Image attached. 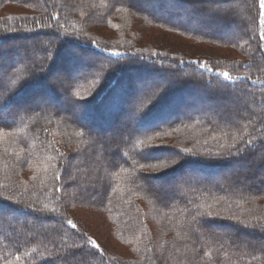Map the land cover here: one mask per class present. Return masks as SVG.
I'll list each match as a JSON object with an SVG mask.
<instances>
[{
    "label": "trees",
    "instance_id": "16d2710c",
    "mask_svg": "<svg viewBox=\"0 0 264 264\" xmlns=\"http://www.w3.org/2000/svg\"><path fill=\"white\" fill-rule=\"evenodd\" d=\"M206 1L211 0H0V56H5L0 62V257L14 264H63L79 233L98 242L82 225L78 210L85 209L104 217L111 238L127 253L100 246L103 256L90 248L72 264H264V243L256 240L264 238L259 3L212 0L233 10L213 16ZM155 2L163 4V17L143 8ZM11 7L20 12H10ZM176 9L182 11L175 16L180 22L167 18ZM153 27L234 55L189 58L141 44L143 29ZM35 50L41 64L34 62ZM59 71L66 74L67 106L34 104L42 94L60 103L62 95L52 85ZM220 72L251 76L257 84L232 85ZM179 74L183 78H170ZM150 77L167 84L149 97L138 83ZM123 117H135L138 124ZM115 129L111 145L103 144L100 132ZM232 133L260 146L239 158L226 157ZM235 143L239 147L241 141ZM182 149L195 154L181 152L186 158L167 168L148 167L142 158L144 152ZM249 157L257 165L247 166V183L187 176L160 192L152 182L186 169L228 167L241 175ZM65 218L77 229L63 223Z\"/></svg>",
    "mask_w": 264,
    "mask_h": 264
},
{
    "label": "rangeland",
    "instance_id": "374dc122",
    "mask_svg": "<svg viewBox=\"0 0 264 264\" xmlns=\"http://www.w3.org/2000/svg\"><path fill=\"white\" fill-rule=\"evenodd\" d=\"M185 5V4H184ZM206 5L209 7V12L211 13V15L213 16H220L222 14L227 13L228 11L230 12V14L232 15L233 10H231V7L222 5V4H217L214 1H206ZM142 6V5H140ZM161 6H163V4L161 3H153L150 7H146L143 6L144 9H146L147 11L151 12L152 14L156 15V16H161L163 17L164 14L161 12V10L159 8H161ZM179 6V4H178ZM181 8V10H187L186 6L185 8L181 6H179ZM207 7V8H208ZM184 8V9H183ZM10 12L13 13H18L20 12V9L16 8V7H11L9 9ZM196 12V11H194ZM172 16L171 18L167 16L168 20H171L172 22H178L179 20L176 19V17H179V15H181L180 13H182V11H180L179 9L177 10H171ZM199 13V12H198ZM200 14V13H199ZM176 16V17H175ZM235 21V20H234ZM180 22V21H179ZM182 23V22H181ZM184 23V22H183ZM239 22H235L236 26ZM185 24V23H184ZM218 32H222V26L219 24L218 28H217ZM104 34H108L106 31L104 32ZM143 37L141 39V44L145 45V44H152L156 47H159L160 49L163 50H168L170 52L173 53H183L184 55H186L189 58H197V57H205V54H209L211 56L215 55L218 57H227L228 55L233 56L234 54L230 53L229 51L225 50V49H215L213 48L211 45H195L193 41L185 39L179 35L170 33L166 30H162L160 28H144L143 29ZM46 45V43H44ZM7 46V45H5ZM73 52H75L76 50L72 49ZM39 51H33V57H34V62L41 64L42 62H40V56L38 55ZM18 54H22V52H18ZM5 56H0V62L5 61L4 59ZM91 58V57H90ZM92 60L94 58H91ZM61 71V69H60ZM54 75L53 81H52V85L58 90V92L62 95V99L60 100V103L57 104L55 102L52 101V99L47 95V94H42L40 95L36 100L34 104H43V102L49 104V106H57L58 108H65L67 106V100L65 99V87H66V83H65V78H66V74L63 73L64 71L60 72ZM183 78L181 74H179V76L176 75V77L171 76L170 78H173L175 80V78ZM139 86H143L145 89H147L149 92V94L152 92V94H154L155 92H157L159 89L163 88V86H166L167 81L163 82L160 78L157 77H150L147 78V80H145V82H139L138 83ZM216 93L219 94V96H221L222 92L216 90ZM221 93V94H220ZM150 94L149 97L152 95ZM220 99H225L223 96H221ZM222 103H225L226 101H221ZM206 103L207 106H214L215 103H211V102H203ZM227 104V103H226ZM225 104V105H226ZM45 108V107H44ZM200 109V108H199ZM229 109V108H228ZM174 116H170V118L162 121V122H168V120H171ZM124 120H130L131 123L129 122V124H133V125H137V119L135 117L133 118H125L123 117ZM157 125V124H155ZM121 128H125V124L121 125ZM118 129H115L114 131H102L100 132V140L103 142V144H109L111 145L112 143V136L115 133V131H117ZM110 154H113L115 151L114 149L109 151ZM252 161L255 160L253 159V157H249L245 160L244 162V166H242L239 170V173H241V175L239 174H235L236 171L233 172V170L231 168H226L224 170L221 171H206V172H201L198 170H191V169H186L182 174H177L173 177V179H169L168 181H164L163 179H153V185L155 187H157V189H159L160 192H165L166 189L169 188H173L175 187V182L176 181H181L184 178H186L187 176H193L195 177V179L197 180H203L205 178H211L213 181L217 182V180H219L221 177L224 176H228L229 178H231V180L233 181H241L243 183H247V179L248 177L251 176V171H248L247 166L250 165V167L252 166ZM256 164V163H255ZM257 165V164H256ZM246 167V168H244ZM262 168V170L259 172L260 174V178L262 179V171H264V167L261 165L260 169ZM257 170V167H256ZM244 177V178H241ZM95 180H92V182H94ZM166 188V189H165ZM4 213V210H0V213ZM78 213H80V216L82 217V225L84 226H89V228L92 230L91 234L92 236H95V238L98 240V244L100 246H102L103 248H105L107 251L111 252V253H116V254H125L127 253V249L121 245H119L115 240H113L111 238L110 235V226L107 223V221L104 219V217L102 215H100L99 213H96L94 211L91 210H78ZM12 216H16V214H13ZM216 229H218V227H214ZM222 232L224 233H229L228 228H222ZM250 239L253 238L252 234H250L248 236ZM257 241L264 243V238H256Z\"/></svg>",
    "mask_w": 264,
    "mask_h": 264
},
{
    "label": "snow or ice",
    "instance_id": "6c2138e0",
    "mask_svg": "<svg viewBox=\"0 0 264 264\" xmlns=\"http://www.w3.org/2000/svg\"><path fill=\"white\" fill-rule=\"evenodd\" d=\"M259 3V11H258V18H259V40H258V46L259 50L261 52H264V0H258ZM55 39H59V36H56L54 34ZM249 39H254V37H249ZM114 55H121L119 52L113 53ZM202 67H205L206 70L207 66L203 63H201ZM251 66H247V68H250ZM220 77H223L226 81H231L232 85H235L236 81L240 80H249L253 85L257 84V80L253 79L251 76L248 77H241V76H231L228 72H220L218 74ZM261 90H264V82L260 83ZM78 95V94H77ZM2 127V125H0ZM244 133L246 134V128L244 129ZM264 135V133H261ZM233 144L231 145V148L225 156H236L239 158L240 156L246 155L248 151H255L256 147L260 145H254L253 139L249 137L248 139H242V137H239L236 135V133L231 134ZM216 137H213L215 139ZM240 140V146L236 147V141ZM141 143H147V140H142ZM168 146L166 145H159L157 148L159 149H166ZM181 152L185 154H192L195 153H189V150L182 149L175 152H168V151H155V152H144L142 153V158L146 159L148 161L147 165L151 168H167L170 166V164H175L178 162V159L180 158H186L185 156H181ZM217 156L222 155L221 153H217ZM142 167L145 165H141ZM56 179H59V176L56 177ZM147 179V178H146ZM60 190L59 188L57 189ZM46 207V206H45ZM51 213H55L56 209L52 208L49 210ZM3 214L0 213V216ZM211 216V213L208 214ZM66 225L70 226L71 229H77V225L71 220L66 219L63 221ZM242 226L247 227L242 221L239 222ZM78 231V230H77ZM261 231L264 232V226H262ZM94 249L100 256H103V250L100 248V245L95 241L92 240L91 237H88L86 233H79L78 234V241L74 242L72 245V248L68 251L65 257H63V264H72V261L84 257L85 253L88 252L89 249ZM210 255V254H209ZM21 257L17 255L15 257L16 261H19ZM0 260L4 261V264H14L12 260H7L4 257H0Z\"/></svg>",
    "mask_w": 264,
    "mask_h": 264
}]
</instances>
